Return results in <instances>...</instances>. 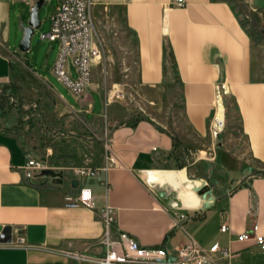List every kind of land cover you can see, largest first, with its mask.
Instances as JSON below:
<instances>
[{
    "label": "crops",
    "instance_id": "1",
    "mask_svg": "<svg viewBox=\"0 0 264 264\" xmlns=\"http://www.w3.org/2000/svg\"><path fill=\"white\" fill-rule=\"evenodd\" d=\"M9 1L0 0V88L11 81L17 53L7 41ZM46 1L53 10L58 0ZM88 1L101 55L120 24L132 34L135 88L107 97L91 67V84L78 98L56 80L71 101L43 79L65 134H51L34 119L24 124L26 112L2 107L0 97V226L28 245L0 243V264H99L103 223L95 210L68 207L66 196L77 191L70 169L103 164L105 137L119 166L77 180L98 205L115 209L118 229L143 246L218 242L234 251L233 264H264L253 241L236 239L254 222L264 233V46L253 42L238 14L264 25V0H238L240 9L231 0H184L182 7L173 0ZM65 111L71 114L62 117ZM29 154L63 178H26ZM178 214L186 219L178 222Z\"/></svg>",
    "mask_w": 264,
    "mask_h": 264
},
{
    "label": "built area",
    "instance_id": "2",
    "mask_svg": "<svg viewBox=\"0 0 264 264\" xmlns=\"http://www.w3.org/2000/svg\"><path fill=\"white\" fill-rule=\"evenodd\" d=\"M172 3L176 7L185 5L184 0H173ZM88 7V0H58L50 15V31L41 34V39L57 43V55L50 70L52 75L76 98L90 86L92 63L101 57V48L93 37ZM216 124L217 127L221 125L220 122ZM118 166L119 161L113 151L112 141L105 137L103 164L97 167H75L70 169L68 174L77 179L93 177ZM46 168L48 167L41 157L29 154L23 166V174L28 179L44 177L41 172ZM53 178L60 180L63 175ZM66 202L68 207H84L97 211L103 223V253L95 260L99 264H233L236 256L230 247L221 246L218 242L204 247L191 238L178 246H169L167 243L143 246L117 228L115 209L108 203L98 205L94 193L87 186L78 185L74 194L66 196ZM254 212L255 208H250L249 214ZM177 218L180 222L186 219V216L178 214ZM219 230L225 233L229 231V225L223 222ZM236 239L240 242L253 241L264 251V233L259 231L256 222L249 230L239 233ZM7 244L28 247L23 236L11 239ZM67 255L82 261L89 259L78 253Z\"/></svg>",
    "mask_w": 264,
    "mask_h": 264
},
{
    "label": "rangeland",
    "instance_id": "3",
    "mask_svg": "<svg viewBox=\"0 0 264 264\" xmlns=\"http://www.w3.org/2000/svg\"><path fill=\"white\" fill-rule=\"evenodd\" d=\"M36 0H30V6ZM235 9H240L238 0H231ZM30 6L21 0H10L9 11L7 19V41L12 50L17 53L13 57L14 65L11 81L9 86L0 88V93L8 94L7 98L2 99V107L18 106L26 112L23 114L25 124L31 120L29 124H34L38 121L40 124L47 126L51 134L57 132L65 134L62 124L54 121L51 112L55 108V95L46 81H48L58 92L69 98L67 91L62 88L55 77L51 74V67L57 55V43L49 41L48 39H41L42 33L50 31V15L52 7L49 2L44 1L39 10V20L41 25L34 30L31 37L30 49L27 52H21L18 49V43L22 37L21 24H27ZM243 26L247 28L253 42L264 46V25H259L251 22L247 14L242 10L238 12ZM118 35L114 40H108L105 45L106 54L101 55L94 61L96 82L98 89L103 95L107 97L113 96V99H118V95L131 92L135 88V71L136 59L134 56V39L132 34L125 32L123 24L117 28ZM3 32L0 30V40ZM5 44V41L3 42ZM4 47H6L4 45ZM34 67L36 74L41 77L35 76L27 67ZM46 81H44V80ZM16 107H13L12 115L15 116ZM53 113V112H52ZM70 112L65 111L62 117L70 115ZM11 115V116H12ZM11 116L8 118L11 119ZM29 118V119H28ZM34 119V120H33ZM13 121V120H12ZM11 121V122H12ZM31 126V128H33ZM77 134V133H76ZM97 150H101L100 138L92 136ZM264 173V171H262Z\"/></svg>",
    "mask_w": 264,
    "mask_h": 264
},
{
    "label": "water",
    "instance_id": "4",
    "mask_svg": "<svg viewBox=\"0 0 264 264\" xmlns=\"http://www.w3.org/2000/svg\"><path fill=\"white\" fill-rule=\"evenodd\" d=\"M44 0H36L30 6V14L27 21V24H21L22 37L18 43V49L21 52H27L30 49L31 37L34 33V30L41 25V21L39 20V10L43 5ZM41 175L55 177L59 176V173H55L49 168L42 170ZM78 180L73 179L71 181V187L77 188ZM208 187H203L200 189L199 194H204L207 192ZM11 240V227L10 226H0V243H8Z\"/></svg>",
    "mask_w": 264,
    "mask_h": 264
},
{
    "label": "trees",
    "instance_id": "5",
    "mask_svg": "<svg viewBox=\"0 0 264 264\" xmlns=\"http://www.w3.org/2000/svg\"><path fill=\"white\" fill-rule=\"evenodd\" d=\"M0 97H1V99H4L5 98L4 95H1ZM175 144L176 145H179L178 141H175Z\"/></svg>",
    "mask_w": 264,
    "mask_h": 264
}]
</instances>
